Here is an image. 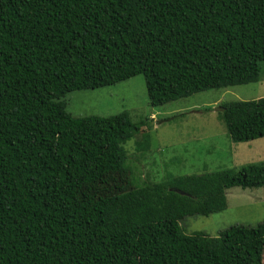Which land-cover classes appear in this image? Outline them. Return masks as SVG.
Masks as SVG:
<instances>
[{
  "label": "trees",
  "instance_id": "1",
  "mask_svg": "<svg viewBox=\"0 0 264 264\" xmlns=\"http://www.w3.org/2000/svg\"><path fill=\"white\" fill-rule=\"evenodd\" d=\"M263 63L264 0H0V264H264V223L182 228L264 188V163L150 181L125 148L147 160L146 122L65 102L142 75L158 107L258 83ZM219 115L234 143L264 138V98Z\"/></svg>",
  "mask_w": 264,
  "mask_h": 264
},
{
  "label": "rangeland",
  "instance_id": "2",
  "mask_svg": "<svg viewBox=\"0 0 264 264\" xmlns=\"http://www.w3.org/2000/svg\"><path fill=\"white\" fill-rule=\"evenodd\" d=\"M258 83L212 89L181 98L162 106L151 105L144 77L98 90L67 95V112L74 117H113L128 112L134 123L147 125L150 151L147 160L130 147L129 162L138 175L159 182L173 176L203 175L223 170L237 171L242 166L264 163V138L234 143L219 115L223 103L251 102L264 98V63ZM149 129V131H148ZM150 132V133H149ZM227 209L209 217H188L182 223L186 234L203 232L211 237L233 226H257L264 223V188H231L226 191Z\"/></svg>",
  "mask_w": 264,
  "mask_h": 264
},
{
  "label": "water",
  "instance_id": "3",
  "mask_svg": "<svg viewBox=\"0 0 264 264\" xmlns=\"http://www.w3.org/2000/svg\"><path fill=\"white\" fill-rule=\"evenodd\" d=\"M177 192H180V191H177Z\"/></svg>",
  "mask_w": 264,
  "mask_h": 264
}]
</instances>
